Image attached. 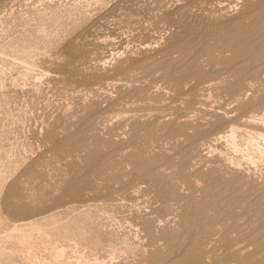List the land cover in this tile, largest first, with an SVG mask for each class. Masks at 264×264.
<instances>
[{
	"label": "rangeland",
	"instance_id": "1",
	"mask_svg": "<svg viewBox=\"0 0 264 264\" xmlns=\"http://www.w3.org/2000/svg\"><path fill=\"white\" fill-rule=\"evenodd\" d=\"M193 261L264 264V0H0V264Z\"/></svg>",
	"mask_w": 264,
	"mask_h": 264
},
{
	"label": "bare ground",
	"instance_id": "2",
	"mask_svg": "<svg viewBox=\"0 0 264 264\" xmlns=\"http://www.w3.org/2000/svg\"><path fill=\"white\" fill-rule=\"evenodd\" d=\"M182 19H183V18H182ZM211 27H212V25H211ZM204 30H205V29H204ZM195 32H196V31H195ZM81 71H82V70H81ZM99 77H100V76H99ZM257 136H258V135H257ZM259 136H260V135H259ZM243 258H244V257H243ZM243 260H244V259H243ZM193 262H194V263H192V264H200V263H201V262L199 263V261H193ZM224 262H225V261H224ZM244 262H245V261H244ZM225 263H226V262H225ZM222 264H223V263H222Z\"/></svg>",
	"mask_w": 264,
	"mask_h": 264
}]
</instances>
